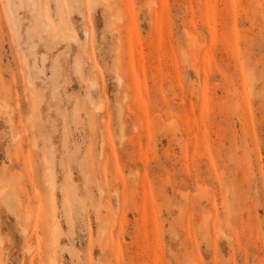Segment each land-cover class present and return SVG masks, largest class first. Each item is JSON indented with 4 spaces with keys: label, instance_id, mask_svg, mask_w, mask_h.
<instances>
[{
    "label": "rangeland",
    "instance_id": "obj_1",
    "mask_svg": "<svg viewBox=\"0 0 264 264\" xmlns=\"http://www.w3.org/2000/svg\"><path fill=\"white\" fill-rule=\"evenodd\" d=\"M0 264H264V0H0Z\"/></svg>",
    "mask_w": 264,
    "mask_h": 264
},
{
    "label": "bare ground",
    "instance_id": "obj_2",
    "mask_svg": "<svg viewBox=\"0 0 264 264\" xmlns=\"http://www.w3.org/2000/svg\"><path fill=\"white\" fill-rule=\"evenodd\" d=\"M46 29L48 30L49 29V26H48V24H47V26H46ZM24 232H25V230H24ZM105 232V231H104ZM104 247V246H103ZM28 250V249H27ZM102 250V249H101Z\"/></svg>",
    "mask_w": 264,
    "mask_h": 264
}]
</instances>
